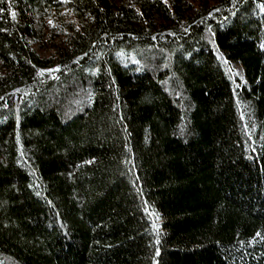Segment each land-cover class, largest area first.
<instances>
[{
  "label": "trees",
  "instance_id": "16d2710c",
  "mask_svg": "<svg viewBox=\"0 0 264 264\" xmlns=\"http://www.w3.org/2000/svg\"><path fill=\"white\" fill-rule=\"evenodd\" d=\"M0 264H264V0H0Z\"/></svg>",
  "mask_w": 264,
  "mask_h": 264
},
{
  "label": "rangeland",
  "instance_id": "374dc122",
  "mask_svg": "<svg viewBox=\"0 0 264 264\" xmlns=\"http://www.w3.org/2000/svg\"><path fill=\"white\" fill-rule=\"evenodd\" d=\"M234 69L236 70V73H238L239 76L242 77V72H241L240 68H239L238 66L235 65V68H234Z\"/></svg>",
  "mask_w": 264,
  "mask_h": 264
}]
</instances>
